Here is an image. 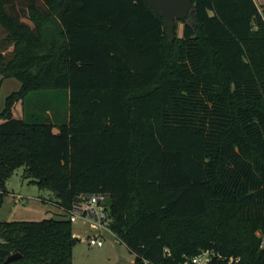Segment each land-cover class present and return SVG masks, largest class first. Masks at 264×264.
I'll return each mask as SVG.
<instances>
[{"label":"trees","instance_id":"trees-1","mask_svg":"<svg viewBox=\"0 0 264 264\" xmlns=\"http://www.w3.org/2000/svg\"><path fill=\"white\" fill-rule=\"evenodd\" d=\"M192 6L170 40L147 0H0V73L21 82L0 112V208L19 167L61 208L0 220V264H72L69 210L98 193L139 264H264V0ZM59 90L67 119L12 114Z\"/></svg>","mask_w":264,"mask_h":264},{"label":"rangeland","instance_id":"rangeland-1","mask_svg":"<svg viewBox=\"0 0 264 264\" xmlns=\"http://www.w3.org/2000/svg\"><path fill=\"white\" fill-rule=\"evenodd\" d=\"M29 22V20H26ZM183 22H179L178 38L183 35ZM0 88V112L7 109L9 95L16 96L21 82L15 77L4 78ZM68 94L64 91L31 92L26 100L16 102L12 108L15 117L25 118L36 113L40 121H63L67 119ZM48 109V111H47ZM49 113V114H48ZM51 116V118H49ZM52 119V120H49ZM28 120H34L28 118ZM24 167L15 169L7 181V189L0 208V220H41L49 217H61V208L54 203L57 197L52 190L40 188L30 177L24 175ZM21 195L18 199L17 196ZM79 241L73 246L72 264H135L136 254L125 242H119L115 236L103 229L104 245H92L89 236L100 230L80 217L73 222Z\"/></svg>","mask_w":264,"mask_h":264},{"label":"built area","instance_id":"built-area-1","mask_svg":"<svg viewBox=\"0 0 264 264\" xmlns=\"http://www.w3.org/2000/svg\"><path fill=\"white\" fill-rule=\"evenodd\" d=\"M260 14L264 19V9L260 8ZM108 194H81L73 203V206L69 210L70 220L75 222L78 218L82 217L86 222L90 221V225L100 230L98 234L89 236V242L92 245L102 246L104 245V238L102 237V230L105 229L111 232L117 241L123 242V240L115 234L109 227L111 221L110 212L106 208V198ZM21 195L18 194L19 199ZM75 235V234H74ZM76 236V235H75ZM77 237V236H76ZM264 245V235L262 238V246ZM169 252L168 249H166ZM218 255L215 251L209 249H203L194 256H184L182 264H210L212 258ZM222 257L221 255H219ZM234 257L229 258V262H233Z\"/></svg>","mask_w":264,"mask_h":264},{"label":"water","instance_id":"water-1","mask_svg":"<svg viewBox=\"0 0 264 264\" xmlns=\"http://www.w3.org/2000/svg\"><path fill=\"white\" fill-rule=\"evenodd\" d=\"M153 7L158 15H160L164 21L168 30L170 40H174L176 37L177 21L186 19L188 22H192L194 19V8L192 6L193 0H147ZM5 78L3 73H0V83ZM22 258V254L19 252L10 254L6 262H11ZM139 264V263H135Z\"/></svg>","mask_w":264,"mask_h":264},{"label":"crops","instance_id":"crops-1","mask_svg":"<svg viewBox=\"0 0 264 264\" xmlns=\"http://www.w3.org/2000/svg\"><path fill=\"white\" fill-rule=\"evenodd\" d=\"M74 234H75V235H80L79 233H77V232H75V231H74Z\"/></svg>","mask_w":264,"mask_h":264}]
</instances>
